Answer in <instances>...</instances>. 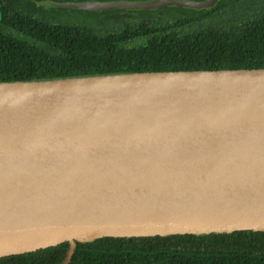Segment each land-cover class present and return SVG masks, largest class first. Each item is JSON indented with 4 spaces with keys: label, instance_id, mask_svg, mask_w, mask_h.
I'll list each match as a JSON object with an SVG mask.
<instances>
[{
    "label": "water",
    "instance_id": "1",
    "mask_svg": "<svg viewBox=\"0 0 264 264\" xmlns=\"http://www.w3.org/2000/svg\"><path fill=\"white\" fill-rule=\"evenodd\" d=\"M237 230L264 231V68L0 82V258Z\"/></svg>",
    "mask_w": 264,
    "mask_h": 264
},
{
    "label": "trees",
    "instance_id": "2",
    "mask_svg": "<svg viewBox=\"0 0 264 264\" xmlns=\"http://www.w3.org/2000/svg\"><path fill=\"white\" fill-rule=\"evenodd\" d=\"M254 11L230 26L182 32L187 21L145 22L135 30L99 34L37 18L0 0V82L264 68V9ZM69 246L4 256L0 264H61ZM67 264H264V231L105 236L78 242Z\"/></svg>",
    "mask_w": 264,
    "mask_h": 264
},
{
    "label": "rangeland",
    "instance_id": "3",
    "mask_svg": "<svg viewBox=\"0 0 264 264\" xmlns=\"http://www.w3.org/2000/svg\"><path fill=\"white\" fill-rule=\"evenodd\" d=\"M114 2L122 0H10L11 5L53 23L84 26L96 33L122 32L148 23H180L187 21L182 32L193 31L208 26H230L238 19L248 18L254 10L264 9V0H216L214 5L192 7L187 5H164L152 8H107L83 9L64 6L60 3L76 2ZM126 2H142L150 0H123ZM196 1L204 0H178ZM236 2V3H235Z\"/></svg>",
    "mask_w": 264,
    "mask_h": 264
}]
</instances>
